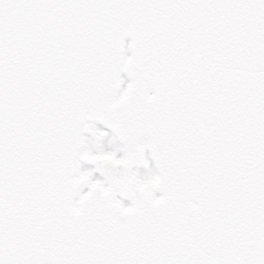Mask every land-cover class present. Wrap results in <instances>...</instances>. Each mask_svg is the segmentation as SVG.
I'll use <instances>...</instances> for the list:
<instances>
[{
    "label": "snow or ice",
    "instance_id": "1",
    "mask_svg": "<svg viewBox=\"0 0 264 264\" xmlns=\"http://www.w3.org/2000/svg\"><path fill=\"white\" fill-rule=\"evenodd\" d=\"M0 264H264V0H0Z\"/></svg>",
    "mask_w": 264,
    "mask_h": 264
},
{
    "label": "rangeland",
    "instance_id": "2",
    "mask_svg": "<svg viewBox=\"0 0 264 264\" xmlns=\"http://www.w3.org/2000/svg\"><path fill=\"white\" fill-rule=\"evenodd\" d=\"M101 130V129H100Z\"/></svg>",
    "mask_w": 264,
    "mask_h": 264
},
{
    "label": "water",
    "instance_id": "3",
    "mask_svg": "<svg viewBox=\"0 0 264 264\" xmlns=\"http://www.w3.org/2000/svg\"><path fill=\"white\" fill-rule=\"evenodd\" d=\"M127 41V40H126Z\"/></svg>",
    "mask_w": 264,
    "mask_h": 264
}]
</instances>
